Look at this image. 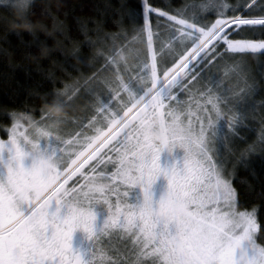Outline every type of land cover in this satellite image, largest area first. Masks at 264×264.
<instances>
[{
    "label": "snow or ice",
    "instance_id": "6c2138e0",
    "mask_svg": "<svg viewBox=\"0 0 264 264\" xmlns=\"http://www.w3.org/2000/svg\"><path fill=\"white\" fill-rule=\"evenodd\" d=\"M117 15L115 31L78 20L90 57L56 24L73 45L65 63L89 72L60 81L52 108L84 99L83 115L6 113L0 264H264V220L233 183L238 166L264 155V114L256 139L235 146L256 118L246 58H264V0H142ZM165 152L172 162L162 164Z\"/></svg>",
    "mask_w": 264,
    "mask_h": 264
},
{
    "label": "trees",
    "instance_id": "16d2710c",
    "mask_svg": "<svg viewBox=\"0 0 264 264\" xmlns=\"http://www.w3.org/2000/svg\"><path fill=\"white\" fill-rule=\"evenodd\" d=\"M152 2L165 7L169 3L181 6L185 3L203 4L208 0ZM213 2L218 3L220 0ZM141 3L142 0H30L28 8L22 13L12 4L0 2V136L6 138L3 129L10 126L6 113L24 112L39 120L41 109H53L49 94L54 87H61L60 81H69V77L77 78L81 74H88L89 70L75 59L71 63L80 67V73L73 71L65 63L63 49L71 50L73 45L60 34L57 23H61L67 34L79 42L80 51L90 57L91 50L84 46V37L78 31V20L96 21L107 31H115L113 25L119 18L117 10L121 4L135 9ZM22 14L27 15L29 24L21 22ZM209 18H212L211 14ZM29 25L36 32L35 36L31 34ZM92 27L93 24L89 23V28ZM259 36L260 33L256 32L255 37ZM40 45L48 51L41 56L39 63L22 59L23 53L35 54ZM246 72L250 82L256 85L254 103L257 112L255 119L250 116L245 125L239 128L243 139L235 142L237 150L254 141L261 130L260 117L264 114V58H246ZM233 183L248 206H258V215L264 220V155L252 156L248 168L238 166L237 178Z\"/></svg>",
    "mask_w": 264,
    "mask_h": 264
},
{
    "label": "rangeland",
    "instance_id": "374dc122",
    "mask_svg": "<svg viewBox=\"0 0 264 264\" xmlns=\"http://www.w3.org/2000/svg\"><path fill=\"white\" fill-rule=\"evenodd\" d=\"M0 2H6V3L12 4L15 6L17 3V0H0ZM85 104H86L85 100L81 99L80 101L77 102L75 111H73L72 108H66V109H63L62 112H59L58 115L67 114L68 116H81L86 111ZM49 111H53V109L49 110ZM0 138H3V137L0 136ZM181 155H182V151L179 149L176 150V152L174 153V156L176 159H179V157ZM169 162H172V157L167 152L163 153L162 157H161V163L165 164V163H169ZM166 184H167V182L163 177H161L157 181V184L154 186V190H155L157 195H160L163 193V191L166 188Z\"/></svg>",
    "mask_w": 264,
    "mask_h": 264
},
{
    "label": "clouds",
    "instance_id": "9594fccd",
    "mask_svg": "<svg viewBox=\"0 0 264 264\" xmlns=\"http://www.w3.org/2000/svg\"><path fill=\"white\" fill-rule=\"evenodd\" d=\"M53 114H54V115H58L59 112H57L55 109H53Z\"/></svg>",
    "mask_w": 264,
    "mask_h": 264
},
{
    "label": "flooded vegetation",
    "instance_id": "af4514ba",
    "mask_svg": "<svg viewBox=\"0 0 264 264\" xmlns=\"http://www.w3.org/2000/svg\"><path fill=\"white\" fill-rule=\"evenodd\" d=\"M79 238H80V234L77 233V236H76L77 241L79 240Z\"/></svg>",
    "mask_w": 264,
    "mask_h": 264
}]
</instances>
